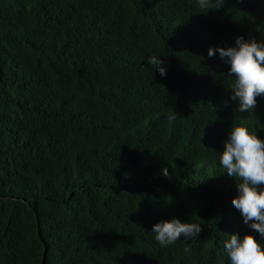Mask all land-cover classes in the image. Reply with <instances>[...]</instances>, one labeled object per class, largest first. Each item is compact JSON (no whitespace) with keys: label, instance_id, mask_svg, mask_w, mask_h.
Instances as JSON below:
<instances>
[{"label":"trees","instance_id":"trees-1","mask_svg":"<svg viewBox=\"0 0 264 264\" xmlns=\"http://www.w3.org/2000/svg\"><path fill=\"white\" fill-rule=\"evenodd\" d=\"M237 36L264 41V0H0V264H227L256 238L217 153L241 120L264 139V96L237 111L207 57ZM173 217L201 225L187 254L151 234Z\"/></svg>","mask_w":264,"mask_h":264},{"label":"clouds","instance_id":"clouds-1","mask_svg":"<svg viewBox=\"0 0 264 264\" xmlns=\"http://www.w3.org/2000/svg\"><path fill=\"white\" fill-rule=\"evenodd\" d=\"M213 0H196L199 9H208ZM223 0H215L219 7ZM218 55L227 64V76L232 78L228 100L235 101L240 113H252L256 98L264 96V41L237 36L234 46L208 48L207 57ZM163 56L151 55L146 62L161 77L167 73ZM175 117H171L173 119ZM216 153V152H215ZM218 154L222 173L232 178L235 196L231 205L239 213L242 223L252 234H227L222 241L227 264H264V139L258 138L254 128L243 120L232 124L223 150ZM161 174L167 176V169ZM201 233V225L195 222L182 223L173 217L152 225L151 234L161 247L183 240V252L191 251L190 241Z\"/></svg>","mask_w":264,"mask_h":264}]
</instances>
